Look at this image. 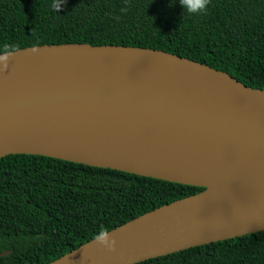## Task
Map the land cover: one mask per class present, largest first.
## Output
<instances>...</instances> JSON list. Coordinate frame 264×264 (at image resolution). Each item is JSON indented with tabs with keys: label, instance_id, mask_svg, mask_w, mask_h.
<instances>
[{
	"label": "water",
	"instance_id": "1",
	"mask_svg": "<svg viewBox=\"0 0 264 264\" xmlns=\"http://www.w3.org/2000/svg\"><path fill=\"white\" fill-rule=\"evenodd\" d=\"M2 67L0 159L40 156L204 189L110 230L114 252L93 239L48 264H138L264 232V90L126 46L29 47Z\"/></svg>",
	"mask_w": 264,
	"mask_h": 264
},
{
	"label": "trees",
	"instance_id": "2",
	"mask_svg": "<svg viewBox=\"0 0 264 264\" xmlns=\"http://www.w3.org/2000/svg\"><path fill=\"white\" fill-rule=\"evenodd\" d=\"M60 4V10L53 7ZM126 8L127 12L121 9ZM62 44L162 51L264 90V0H0V54ZM40 156L0 159V264H48L145 213L202 192ZM138 264H264V232Z\"/></svg>",
	"mask_w": 264,
	"mask_h": 264
},
{
	"label": "clouds",
	"instance_id": "3",
	"mask_svg": "<svg viewBox=\"0 0 264 264\" xmlns=\"http://www.w3.org/2000/svg\"><path fill=\"white\" fill-rule=\"evenodd\" d=\"M180 4L183 7V9L188 14H196V15H204L207 13L210 5L211 0H180ZM55 10H60V4L57 3L53 6ZM122 12H127L126 8L121 9ZM10 46L8 44H5L3 46V54L0 55V64H2V70L6 71L8 68V61L10 58ZM33 52L38 51V49L33 48ZM93 239L103 247L107 248L109 251H115L116 250V239L113 237H110L109 232L107 229H101L100 232L93 237Z\"/></svg>",
	"mask_w": 264,
	"mask_h": 264
},
{
	"label": "bare ground",
	"instance_id": "4",
	"mask_svg": "<svg viewBox=\"0 0 264 264\" xmlns=\"http://www.w3.org/2000/svg\"><path fill=\"white\" fill-rule=\"evenodd\" d=\"M185 180L196 182V180H193L191 178H186Z\"/></svg>",
	"mask_w": 264,
	"mask_h": 264
}]
</instances>
